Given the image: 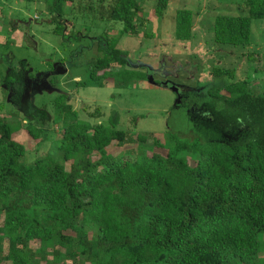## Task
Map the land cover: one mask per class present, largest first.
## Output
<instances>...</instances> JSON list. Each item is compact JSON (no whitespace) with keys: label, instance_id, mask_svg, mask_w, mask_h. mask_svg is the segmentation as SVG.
Returning a JSON list of instances; mask_svg holds the SVG:
<instances>
[{"label":"trees","instance_id":"1","mask_svg":"<svg viewBox=\"0 0 264 264\" xmlns=\"http://www.w3.org/2000/svg\"><path fill=\"white\" fill-rule=\"evenodd\" d=\"M65 1L43 0L52 32L64 41L75 37L65 26ZM167 3L156 0V17ZM242 7L245 15L214 18L215 43L250 44L251 20H264V0ZM108 10L121 28L97 37L88 79L104 87L112 78L114 88L127 89L149 68L131 66L119 39L155 35L139 29L148 26L140 0H114ZM192 28V10L177 9L175 39L190 40ZM25 65L0 79L15 104L30 76ZM211 74L228 80L182 99L190 137L153 135V147L163 151L132 146L116 115L94 124L79 119L60 93L52 100L59 156L24 164L26 150L12 138L18 126L0 116V264H264V94L234 80L231 69ZM28 127L36 138L39 131Z\"/></svg>","mask_w":264,"mask_h":264},{"label":"rangeland","instance_id":"2","mask_svg":"<svg viewBox=\"0 0 264 264\" xmlns=\"http://www.w3.org/2000/svg\"><path fill=\"white\" fill-rule=\"evenodd\" d=\"M113 1H65V26L76 38L64 41L52 32L53 14L43 0H0V79L10 70H19L22 60L26 62L25 74H30L18 104L10 102V92L0 84V116L18 126L12 138L26 150L21 158L24 164L60 154L56 142L61 125L53 120L52 107L56 94H65L79 119L92 124L108 122L116 115L118 127L133 139L131 145L138 144L147 151H163L153 147L152 136L161 137L167 130L190 137L184 131L188 128V109L179 108L181 101L191 92L202 94L227 82L225 76L211 74L214 67L233 70L234 80H245L251 92L264 94V20H251L249 45L217 44L212 40L214 18L245 15L244 0H168L161 18L153 13L156 0H140L148 26L139 29H148L155 36L125 34L117 46L126 53L131 66H147L149 72L145 79H132L127 89L114 88L112 78L104 87L97 86L88 79V65L98 54L97 37H112L121 28L120 21L108 16ZM181 8L193 12L192 38L188 41L173 35L174 13ZM161 83L167 88L149 85ZM172 86L176 92L170 89ZM96 109L98 116L92 117ZM29 125L39 131L36 138L29 133ZM138 137L146 140L137 141ZM30 247L37 249V244L32 242Z\"/></svg>","mask_w":264,"mask_h":264},{"label":"water","instance_id":"3","mask_svg":"<svg viewBox=\"0 0 264 264\" xmlns=\"http://www.w3.org/2000/svg\"><path fill=\"white\" fill-rule=\"evenodd\" d=\"M170 89H171L172 91H174V92H176V91H177V88H176V87H174V86H172Z\"/></svg>","mask_w":264,"mask_h":264},{"label":"crops","instance_id":"4","mask_svg":"<svg viewBox=\"0 0 264 264\" xmlns=\"http://www.w3.org/2000/svg\"><path fill=\"white\" fill-rule=\"evenodd\" d=\"M144 13H145V8H144ZM145 15H146V13H145Z\"/></svg>","mask_w":264,"mask_h":264},{"label":"flooded vegetation","instance_id":"5","mask_svg":"<svg viewBox=\"0 0 264 264\" xmlns=\"http://www.w3.org/2000/svg\"><path fill=\"white\" fill-rule=\"evenodd\" d=\"M178 91H179V89H178ZM177 94H179V93L177 92ZM179 97H180V95H179Z\"/></svg>","mask_w":264,"mask_h":264}]
</instances>
